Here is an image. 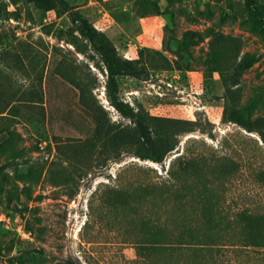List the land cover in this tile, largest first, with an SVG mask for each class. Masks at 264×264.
Returning <instances> with one entry per match:
<instances>
[{
  "label": "rangeland",
  "instance_id": "rangeland-1",
  "mask_svg": "<svg viewBox=\"0 0 264 264\" xmlns=\"http://www.w3.org/2000/svg\"><path fill=\"white\" fill-rule=\"evenodd\" d=\"M67 1L135 59L122 98L178 142L161 162L139 154L59 0H0V264H123L160 215L263 214L264 0L262 18L246 0ZM221 258L264 264V247Z\"/></svg>",
  "mask_w": 264,
  "mask_h": 264
},
{
  "label": "trees",
  "instance_id": "trees-1",
  "mask_svg": "<svg viewBox=\"0 0 264 264\" xmlns=\"http://www.w3.org/2000/svg\"><path fill=\"white\" fill-rule=\"evenodd\" d=\"M246 1L251 13L262 18L258 0ZM59 2L100 55L106 69L105 86L110 103L136 123L143 148L139 154L143 158L163 161L166 154L176 146L177 139H173V135L168 133H160L157 138L147 116L120 94V77L125 74H139L141 72L139 65L135 59L126 58L112 39L95 27L80 10L67 0H59ZM43 4L48 8L52 6L45 1ZM170 177L172 186L176 189L180 187L174 170ZM199 209L201 211L194 207L189 212L181 214L170 213L164 217L160 215L159 221L152 226V229L144 230L146 234L144 239L134 241L137 256L134 258L124 256L123 264H222L221 257L226 248L238 244L264 247V213L240 211L236 213L237 223H228L223 227L220 220L211 221L204 207ZM205 218H208L207 222H203ZM240 219L244 220L242 225L238 224ZM238 234L239 237H236ZM66 262L81 264L71 258Z\"/></svg>",
  "mask_w": 264,
  "mask_h": 264
}]
</instances>
